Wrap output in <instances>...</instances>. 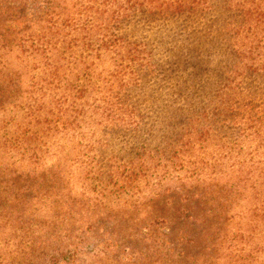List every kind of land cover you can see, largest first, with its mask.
Wrapping results in <instances>:
<instances>
[{
	"label": "trees",
	"instance_id": "1",
	"mask_svg": "<svg viewBox=\"0 0 264 264\" xmlns=\"http://www.w3.org/2000/svg\"><path fill=\"white\" fill-rule=\"evenodd\" d=\"M0 264H264V0H0Z\"/></svg>",
	"mask_w": 264,
	"mask_h": 264
},
{
	"label": "rangeland",
	"instance_id": "2",
	"mask_svg": "<svg viewBox=\"0 0 264 264\" xmlns=\"http://www.w3.org/2000/svg\"><path fill=\"white\" fill-rule=\"evenodd\" d=\"M196 15V14H195ZM210 13H201V15L198 16L196 27H200L198 31H196V35L199 34V32L202 31L205 27V23L207 22V18L210 16ZM156 26H160V30H165V26L162 25V23H156L153 24V26L149 27L148 30L144 28L140 34V36L145 37L146 35H150L152 37V41H148V47L152 50L153 56L157 58H164L165 55L172 54L174 51H179V43L183 42V33H186L188 31L189 26L184 27L181 29L179 22H173V28L170 31L161 32V35L158 37H155L153 35V32L156 28ZM184 31V32H182ZM191 33V32H190ZM231 33V32H229ZM229 33H223V39L222 42H226L230 35ZM192 34V33H191ZM173 42H167L168 38L173 37ZM195 36V33L193 34ZM167 39H164L166 38ZM161 39H164V43L162 44L160 42ZM220 40V42H221ZM158 94H154V96H157ZM167 103H170V101H165ZM181 101H176L173 103H179ZM141 108L144 113V116H147L149 119H162L163 111L159 109H151V110H145L144 109V100H141ZM144 109V110H143ZM146 113V115H145ZM143 130H146V132H143ZM153 131L155 135H160V130L157 127H153V125H144L143 129H141L139 132H132V131H114L111 132L107 136V144L103 146H95V149H93L92 155H94V167H99L102 171L101 178H106L108 171H113L114 167L113 164L117 165V161L120 162L122 160L123 162L128 161L131 159L134 155L135 151V144L139 143L138 140L142 139L145 136H148L150 131ZM152 144H155L157 142V139L149 140ZM113 223L106 221L104 225H99L94 233H96V236L93 238H88L87 242L97 240L99 236L103 233L104 230L109 229L112 227ZM90 235V234H89ZM127 241H130L127 239ZM116 254V253H115ZM120 255V254H119Z\"/></svg>",
	"mask_w": 264,
	"mask_h": 264
}]
</instances>
